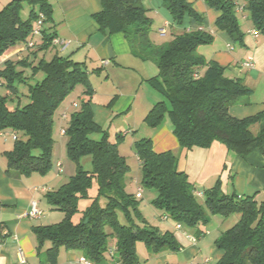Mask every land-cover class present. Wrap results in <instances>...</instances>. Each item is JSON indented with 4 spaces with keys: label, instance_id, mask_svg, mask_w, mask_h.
Masks as SVG:
<instances>
[{
    "label": "trees",
    "instance_id": "obj_1",
    "mask_svg": "<svg viewBox=\"0 0 264 264\" xmlns=\"http://www.w3.org/2000/svg\"><path fill=\"white\" fill-rule=\"evenodd\" d=\"M143 1L101 0L102 9L93 14V19L102 31L123 33L134 55L156 63L159 73L149 82L166 100L157 102L149 111L147 124L158 126L168 112L173 133L184 150L209 148L218 141L242 156L255 149L264 155V109L245 118H235L229 113L235 99L250 96L252 90L242 78L228 76L226 67L198 54L201 45L213 42L212 33L185 25L187 18H191L202 26L205 15L189 0H161L178 29L172 32L170 40L159 43L154 39L153 19ZM24 2L31 5L26 19L21 16ZM205 2L220 12L215 28L227 32L236 45L245 46L239 10L247 12L250 23L264 35V0ZM39 12L45 15L44 23L52 19V7L47 0H12L0 10V56L18 42L28 41ZM42 34L38 50L52 47L56 38V32L49 33L44 27ZM4 64L0 69V85L9 92L0 95V131L18 134L13 149L5 153L9 172L46 174L53 168L55 114L77 85L84 88L85 98L71 112L65 129L69 137L67 156L76 164V172L46 195L48 202L64 212L65 217L55 224L34 227L39 253L44 252L49 263L55 264L61 247L78 249L95 263L108 264L110 242L116 239L113 255L116 262L141 264L137 253L139 242L154 253L179 249L173 232L161 233L147 224L139 210V199L127 191L131 166L119 151L124 136L119 133L116 141H112L108 129L95 122L92 109L95 90L87 64L59 54L35 64L12 59ZM19 65L31 67L32 76L42 71L44 77L34 84L28 83L27 104L11 107L9 98L19 96L16 83L27 79ZM254 126H259L257 132ZM94 133L101 134V138H93ZM134 151L141 162V186L157 192L152 203L169 218L196 228L201 234L204 232L201 225L207 224L211 215L240 214L239 220L221 231L215 241L224 251L216 264H264V198L225 193L218 180L205 190L201 203L188 174L179 169L174 151L156 152L151 138L135 141ZM83 155L92 156V170H85L80 164ZM95 182L97 192L92 195ZM81 200H89L83 209ZM77 214L79 219L75 220ZM48 241L51 246L42 251Z\"/></svg>",
    "mask_w": 264,
    "mask_h": 264
},
{
    "label": "crops",
    "instance_id": "obj_2",
    "mask_svg": "<svg viewBox=\"0 0 264 264\" xmlns=\"http://www.w3.org/2000/svg\"><path fill=\"white\" fill-rule=\"evenodd\" d=\"M47 1L52 7V19L47 20L43 27L49 33L56 32L52 53L41 56L42 51L49 52L51 49L50 46L46 50H38L43 42L42 34L34 38L36 45L31 50H28L30 47L27 46V41L18 42L9 48L0 56L2 61L0 69L4 67V62L8 59L33 61L35 64L42 58L51 60L55 54L70 56L75 61L85 62L95 90L92 104L95 122L108 130L110 126L122 129L124 122L128 125V129L122 132L124 138L119 145L121 154L124 148H127V151L134 150L135 141L151 138L156 152L172 150L177 154L179 169L188 174L195 185L196 193H198L196 195L201 203L205 199V190L213 187L218 180L225 193H236L239 196L256 195L259 200L264 198V155L259 149L242 156L228 149L225 144L216 141L209 148L193 147L184 150L173 133L168 112H165L163 121L158 126L147 124L145 119L149 111L157 102L166 100L149 82L158 75L159 69L153 61H146L134 55L123 33L111 34L98 28L93 14L101 11V0ZM189 1L199 13L205 16L207 14L208 17L202 26H196L191 18H187L185 25L188 28L199 27L214 35L213 42L208 45L212 49H209V54L205 57L226 67L228 76L242 78L252 90L250 96L236 98L230 106L229 113L235 118H245L261 112L264 109V35L255 34L253 30L256 29L250 23L246 12L242 13L239 10L246 25L242 26L245 31V46H238L227 32L215 28V21L220 15L219 11L207 6L205 0ZM143 5L148 11L155 8L153 9L155 10L154 19L155 16L161 17L162 22L156 31L159 37L171 35L178 29L161 0H150L147 6L144 3ZM162 29L165 30L164 35L161 34ZM28 38L30 39L31 36ZM56 40L58 42H55ZM47 55L52 57L47 59ZM247 60H251L254 66H245L244 63ZM18 68L24 70L28 67L19 65ZM40 72L32 77H27L25 73L26 81L17 82L25 84L24 98H29L28 83L31 78ZM93 78H95L94 81ZM2 87L0 85V88ZM8 92L9 90L6 89L5 94ZM79 93L81 99L85 98L83 86L79 89ZM14 97L18 98V103H22L23 99L19 98L21 96ZM79 104L80 100H76L75 97L69 100L66 98L57 112L62 118L70 120L71 112ZM166 104L170 108V104ZM118 119H124L123 124L116 122ZM136 119H140L139 122ZM55 124L56 122L53 131L55 171L53 172L52 168L46 174L35 172L24 175L15 170L9 172L5 153L13 149L15 139L12 133L13 141L11 142L3 137L6 134L9 136L10 130L6 131L5 135H0V264H50L45 253L38 251V237L34 227L51 225L63 220L65 214L59 213L60 211L48 202L46 195L49 191L58 189L76 172L75 163L66 155L65 128L55 130ZM142 126H147V130L144 129V132H141L139 129ZM110 139L112 140V137ZM122 155L127 158L125 154ZM134 155L141 167L135 151ZM129 165L131 166L130 163ZM64 173L66 176L63 178L61 175ZM128 176L131 179L127 183V191L139 199V210L147 224L156 227L161 233L173 232L180 244L177 250L165 249L154 253L145 243H137V253L141 264H216L224 251L217 247L215 241L221 231L230 228L239 220L240 214H232L228 217L211 215L209 222L201 225L204 231L201 234L196 231V228H188L185 225L178 228L177 221L169 218L163 210L152 203L157 192L154 189L147 191L141 186L139 179L133 180L131 175ZM139 193H141L140 196H138ZM33 201H36L43 211L38 217L28 215ZM78 219L79 215L75 216V220ZM50 246L51 243L46 242L42 251ZM115 252L116 239H113L110 242L108 264H115L116 258L113 257ZM81 255H85L81 250L61 247L55 264H77V259Z\"/></svg>",
    "mask_w": 264,
    "mask_h": 264
},
{
    "label": "rangeland",
    "instance_id": "obj_3",
    "mask_svg": "<svg viewBox=\"0 0 264 264\" xmlns=\"http://www.w3.org/2000/svg\"><path fill=\"white\" fill-rule=\"evenodd\" d=\"M10 1H12V0H0V10L1 9H3ZM149 1L150 0H144V4L147 6L148 5V3H149ZM197 5V4H196ZM197 6H199V5H197ZM30 9H31V5L29 4V3H27V2H24L23 3V9H22V11H21V16H22V18L23 19H26L27 17H28V15H29V12H30ZM36 9L38 10L39 8H38V6H36ZM153 9H155V8H153ZM153 9H151V10H149L148 12H147V14H148V16H150V17H152L153 18V16H154V11L155 10H153ZM202 14V13H201ZM246 14H247V12H246ZM208 17V15L206 14V16H205V18H207ZM154 19V18H153ZM206 20V19H205ZM239 20H240V24H241V26H245L246 25V21L244 20V19H242V17L240 16L239 17ZM161 22H162V19H161V17L159 16H155V19H154V21H153V25H152V30L155 32H153L154 34H153V36H154V39L157 41V42H159V43H163V42H166V41H168V40H170L171 39V35H167V36H165V37H159L158 36V34L156 33V31L158 30V28H159V24H161ZM187 22V21H186ZM196 26H198L197 24H196ZM196 26H194V27H196ZM218 43L220 44V41L218 40ZM218 44V45H219ZM209 44H205V45H201L199 48H198V54L199 55H201V56H203V57H207L208 56V54H209V49L211 50L212 48H211V46H208ZM220 47H221V44H220ZM223 48H224V46H223ZM53 49L54 48H52L51 47V49L49 50V52H47V51H42V53H41V56H43V54H49L50 52L52 53V51H53ZM52 57V55L51 56H49V55H47V59H50ZM205 57V58H206ZM207 59V58H206ZM210 60V59H209ZM26 72V76L27 77H32V69H31V67H28V68H26V69H24ZM43 72H40L37 76H35L34 78H31V80H30V83L31 84H34V83H36L37 81H39V80H41L42 78H43ZM94 77V76H93ZM95 80V78H93V81ZM17 86H18V88H19V96H21V97H19V98H22L23 100H22V103H21V106H23V105H25V104H27L29 101H30V99L28 98V97H25L24 98V83H17L16 84ZM81 88V85H77L76 86V88H75V90L67 97L68 98V100L69 99H71V98H73V97H75L76 98V100H82L81 99V94L79 93V89ZM6 93V88L5 87H2V88H0V94H5ZM25 94H26V92H25ZM80 95V96H79ZM15 96V95H14ZM14 96H12L11 98H9V100H8V104H9V106H11V107H15L17 104H18V98L17 97H14ZM67 101V100H66ZM61 109V108H60ZM59 110V109H58ZM61 119V120H60ZM123 120V121H122ZM118 119L116 122H118V123H120V124H123V122H124V119ZM136 120H138V122H139V120L140 119H136ZM55 122H56V126H55V130H61L62 128H67L68 127V123H69V119H65V118H62L61 116H60V113L59 112H56V114H55ZM61 122V123H60ZM126 123L124 122V126H123V128L122 129H116V127H111L110 126V128H109V134H110V137H112V140H114V141H116V139H117V135L119 134V133H122L124 130H126V129H128V125L126 124ZM258 127L259 126H254L253 127V130H254V132H257L258 131ZM138 128H139V125H138ZM144 129H146L147 130V126H142V128L140 127V131L141 132H144L143 130ZM11 131H8V135L9 136H3V137H6V139H8L10 142L11 141H13L12 140V138H11ZM19 136H22V133H20L19 134ZM13 137V136H12ZM92 137L93 138H95V139H100L101 138V134H99V133H94V134H92ZM58 138V137H57ZM66 138V137H65ZM68 139H69V137L67 136V138H66V143L68 142ZM66 147H67V144H66ZM126 147V146H125ZM124 149H125V151H124ZM123 149V151H122V154H125L126 156H127V161H129V163L131 164V166H132V170H131V172H130V174L129 175H131L132 176V178H133V180H135V179H139V181H140V183H141V179H142V170H141V167L138 165V162H136L137 160H136V158H135V155H134V150H129V151H127V148H124ZM66 155H67V148H66ZM80 164L82 165V167L85 169V170H92L93 169V162H92V156L91 155H83L81 158H80ZM76 165V164H75ZM53 172L55 171V167L53 168V170H52ZM63 178L66 176V173H64V174H62L61 175ZM67 180V179H66ZM66 182V181H65ZM147 191H148V189H147ZM91 194L92 195H95L96 194V192H97V185H96V182H95V184H94V186H93V188L91 189ZM88 202H89V200H81V202H80V207L81 208H85V206L88 204ZM60 211V210H59ZM59 213H62L63 215H64V212H62V211H60ZM78 216V214L76 215V217ZM121 219V222H124V219H123V217H121L120 218ZM61 220V219H60Z\"/></svg>",
    "mask_w": 264,
    "mask_h": 264
},
{
    "label": "built area",
    "instance_id": "obj_4",
    "mask_svg": "<svg viewBox=\"0 0 264 264\" xmlns=\"http://www.w3.org/2000/svg\"><path fill=\"white\" fill-rule=\"evenodd\" d=\"M242 9V8H241ZM44 20H45V15L43 12L39 13V17L37 18V20L34 23L33 26V30H32V36L31 38L26 42L27 46L32 48L36 45L34 38L41 36L42 35V29L44 26ZM253 32L255 34H258L259 32L257 30H253ZM161 34L164 35L165 34V30L162 29L161 30ZM55 42H58L57 40ZM2 61L0 59V65H1ZM245 66L247 67H253L254 63L251 60H247L244 63ZM77 106V104H75ZM64 132V131H63ZM0 135H5V131H0ZM12 136L13 138L16 140L18 139V134L17 132H12ZM198 194V193H196ZM141 193L138 194V196H140ZM43 211L38 207V203L36 201L32 202V208L30 210V212L28 213L29 216L31 217H38L40 215H42ZM182 224H178V228H181ZM77 264H97L95 263L93 260L89 259L86 255H81L78 257L77 259ZM115 264H121L120 262H115Z\"/></svg>",
    "mask_w": 264,
    "mask_h": 264
},
{
    "label": "water",
    "instance_id": "obj_5",
    "mask_svg": "<svg viewBox=\"0 0 264 264\" xmlns=\"http://www.w3.org/2000/svg\"><path fill=\"white\" fill-rule=\"evenodd\" d=\"M87 221V220H86Z\"/></svg>",
    "mask_w": 264,
    "mask_h": 264
}]
</instances>
